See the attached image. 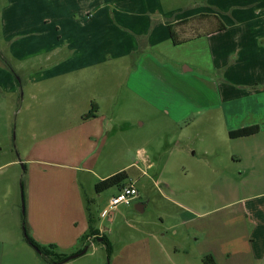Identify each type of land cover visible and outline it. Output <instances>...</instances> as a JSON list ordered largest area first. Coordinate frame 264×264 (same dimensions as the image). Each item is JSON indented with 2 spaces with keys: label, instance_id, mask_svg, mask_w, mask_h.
<instances>
[{
  "label": "crops",
  "instance_id": "1",
  "mask_svg": "<svg viewBox=\"0 0 264 264\" xmlns=\"http://www.w3.org/2000/svg\"><path fill=\"white\" fill-rule=\"evenodd\" d=\"M43 1L50 3V16L42 17L37 29H51L48 35L44 30L34 32L37 41L33 45L22 41L10 46V37L0 34L4 59L10 56L13 64L18 61L19 71H24V63L35 66L25 81L0 66L1 92L15 98L22 90L23 105L28 88V100L40 104H29L25 111L67 115L59 122L49 119L46 126L40 124L57 130L36 138L26 153L7 162L24 166L29 236L38 244L55 245L63 254L78 253L85 246L81 238L88 232V204L92 203L84 197L80 175L92 187L96 181L126 171L125 185L132 183L129 176L135 163H123L114 151L117 139L132 126L111 118L99 96L107 81L109 59L111 66L114 61L126 74L119 86L145 106L160 112L166 109L165 114L173 103L171 97H185L172 79L184 80L189 72L195 75L203 87H198L196 112L205 114L210 125L223 119L229 143L227 163L222 165L217 158L204 176L196 174L209 180L201 184L210 191V209L179 213L170 221L159 216V222L141 223L148 226L141 235L127 238L93 223L99 239L90 240L83 255L63 264H92L85 259L90 248L93 256L101 250L109 264H202L205 255L216 264H264V0H199L200 5L188 0L183 13L170 18L156 6L143 5L148 0ZM130 59L134 60L127 64ZM63 93L66 96L60 97ZM92 104L94 116L83 119ZM182 113H177L178 123L191 111ZM42 118L37 116L36 122L43 123ZM3 119L8 123L9 116ZM252 126H258L256 134L228 135ZM104 148L108 153L100 165ZM9 177V186L0 193V259L5 255L17 259L20 250H27L20 235L16 187L21 174ZM120 190L116 187L110 196ZM133 204L137 214L147 205L138 197ZM129 207L121 205L105 218L111 226L121 223L130 217ZM129 227L137 232L136 227ZM102 237L109 245V257ZM104 263V257L97 255L95 264ZM0 264L7 263L1 260Z\"/></svg>",
  "mask_w": 264,
  "mask_h": 264
},
{
  "label": "rangeland",
  "instance_id": "2",
  "mask_svg": "<svg viewBox=\"0 0 264 264\" xmlns=\"http://www.w3.org/2000/svg\"><path fill=\"white\" fill-rule=\"evenodd\" d=\"M186 2L188 0H148L143 5L148 4L147 7L156 6L164 16L170 18L182 14ZM195 3L200 5L199 0H196ZM44 16H50V3L43 0H0V34L4 33L5 37H10V46L22 41L31 42L30 44L33 45L37 41L35 40L37 34L34 32L44 30L48 35L51 30L37 29L40 28V20ZM1 47L2 44L0 43V51L3 53ZM6 52L8 54V51ZM133 60H127L126 63L130 64ZM0 61L2 62L0 64L2 68L16 74V79L21 78L25 81L28 76L34 74L32 69L35 66L31 62L24 63L22 65L24 71H19L20 69L17 66L20 63L17 61L13 64L10 56L4 59V56L0 55ZM112 63L111 66V60L108 59L107 67H105V69L107 68V81L102 83L104 91H101L99 96L111 118L122 125L127 126L130 124L132 126L130 130L124 131L117 139V147L114 151L122 157L123 163H130L131 160L135 163V167L131 169L129 179L136 185L139 194L138 200L147 205L142 213L137 214L133 207L134 204H132L128 208L131 213L130 217H124L126 219H121V223L117 221L111 226L103 214L105 205L112 192L116 191V187L96 193L94 186L90 187V183L88 184L80 175L84 197L92 200V203L88 205L94 219V226L112 230L114 235L120 233L121 237L127 238L141 235L148 227L141 225V223L159 222V216L170 221V218H175L179 213L185 212L188 214L191 211L203 212L210 209V191L204 184H201L202 181L208 179L206 177L199 178L196 174L200 172V175L204 176V172L210 169V165L212 166L217 158L221 160L222 165L226 164L228 155L226 145L229 143L227 142L228 137L222 118H220L218 125H210L205 114L196 112L198 107L195 106L194 102L197 101L199 86H201L195 80L197 77L189 72L184 80L175 82L172 79V84H176V87L179 85L180 90L185 93V97H171L173 103L170 104L169 114H165L166 109L160 112L157 108L145 106L142 100L126 90V87L119 86V82H125L126 74L114 65V61ZM24 91L25 100L22 105L20 101L23 94L22 90V93L19 92L15 98H11L8 93L0 90V193L6 189L7 184L9 186V176L12 173L21 174L16 187L20 192L21 203L20 235L27 245V250L24 253L20 250V256L17 259L13 255L10 257L5 255L4 258L0 259V263L3 260V263L6 262L7 264H44L37 250L28 244L24 234L25 227L26 233L29 235L28 226L23 216L26 211L24 166L21 164L12 166L7 162L13 156L22 155L24 151L26 153L34 145L36 138H42L45 134H51L57 130L55 128L50 129L52 127H44L49 119H52L50 122L55 119L57 120L54 122H59V119L65 118L67 115H55L53 113L35 115L33 110L25 111V106L30 104L35 107L40 103L29 101L28 88ZM104 93L106 94L104 95ZM64 96H66L65 93L60 94V97ZM54 104L55 102L52 103V105ZM57 104L59 106L63 105L61 101ZM64 105H67V103ZM181 111L183 113L180 116H183L184 112L191 111V114H187V117L178 123L176 117L179 116L177 113ZM6 116H9L8 123L7 121L3 123V117ZM37 116L39 118L43 117V123L36 122ZM224 116H226L227 121L228 115L225 113ZM20 121L23 124L19 125ZM40 124L45 125L41 127ZM57 124H53V126ZM62 125L65 124L62 123ZM106 149L102 150L103 157H100L98 162L100 165L105 164L104 156L108 153ZM204 152H206L205 156H203ZM96 172L99 173L97 170ZM165 184L169 186L171 191L165 189ZM159 193L168 201L162 199ZM197 204H200V207ZM23 221H25L24 227ZM123 222H126V224ZM129 225L136 227L137 232ZM141 231L142 233H139ZM40 244H42L41 246L49 245ZM98 251L95 252L96 256L101 255L105 259L104 264H109V259L102 254L101 250ZM12 252L14 251L12 250ZM92 252L93 249L90 248L85 259H89L92 264H95L96 256L91 255ZM71 263L73 262L67 264Z\"/></svg>",
  "mask_w": 264,
  "mask_h": 264
},
{
  "label": "trees",
  "instance_id": "3",
  "mask_svg": "<svg viewBox=\"0 0 264 264\" xmlns=\"http://www.w3.org/2000/svg\"><path fill=\"white\" fill-rule=\"evenodd\" d=\"M172 40L174 43H176L173 33H171ZM96 110V106L92 104L90 110L88 113L83 115V119H88L94 116V112ZM259 131L258 126H252L247 128H242L236 131L229 132L230 138H238V137H244L256 134ZM128 180V175L126 171H120L118 173H115L99 182H97L94 186L95 192L100 193L104 190H107L112 187H117L122 189L123 187L127 186L125 185ZM25 217V213L23 214ZM23 227L25 226V221H23ZM94 219L92 217V213L88 209V232L81 238V242L85 243L84 247L89 246L90 240L95 241L98 240V230L94 229L93 227ZM24 234L26 237V240L30 246H32L34 249L37 250L38 255L44 264H63L62 262L69 256L66 254H63L58 251L57 247L55 245L49 244L47 246H41L37 242H35L29 235H27L25 227H24ZM102 244L105 246L106 251L108 253L109 257V245L105 238H101ZM80 252V251H79ZM202 264H216L213 257L210 255H205L202 257Z\"/></svg>",
  "mask_w": 264,
  "mask_h": 264
},
{
  "label": "built area",
  "instance_id": "4",
  "mask_svg": "<svg viewBox=\"0 0 264 264\" xmlns=\"http://www.w3.org/2000/svg\"><path fill=\"white\" fill-rule=\"evenodd\" d=\"M137 197L138 191L132 183L123 187L115 196L108 200L103 216L110 217L113 211L121 205L131 206Z\"/></svg>",
  "mask_w": 264,
  "mask_h": 264
},
{
  "label": "water",
  "instance_id": "5",
  "mask_svg": "<svg viewBox=\"0 0 264 264\" xmlns=\"http://www.w3.org/2000/svg\"><path fill=\"white\" fill-rule=\"evenodd\" d=\"M135 209L138 210V208H137L136 206H135ZM139 210H140V209H139ZM87 248H88V247H84V249H82L80 252L68 256V257H67L62 263H66V262H68V261H70V260H73V259H75V258H77V257H79V256H81V255H83V254L87 251Z\"/></svg>",
  "mask_w": 264,
  "mask_h": 264
}]
</instances>
